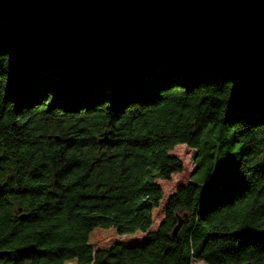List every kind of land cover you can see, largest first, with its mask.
I'll list each match as a JSON object with an SVG mask.
<instances>
[{
	"label": "trees",
	"instance_id": "16d2710c",
	"mask_svg": "<svg viewBox=\"0 0 264 264\" xmlns=\"http://www.w3.org/2000/svg\"><path fill=\"white\" fill-rule=\"evenodd\" d=\"M176 146L194 168L163 196ZM0 249L1 264H264V59L119 66L0 21Z\"/></svg>",
	"mask_w": 264,
	"mask_h": 264
},
{
	"label": "water",
	"instance_id": "95a60500",
	"mask_svg": "<svg viewBox=\"0 0 264 264\" xmlns=\"http://www.w3.org/2000/svg\"><path fill=\"white\" fill-rule=\"evenodd\" d=\"M0 21L49 25L77 45L106 51L119 66L264 59V0H0ZM6 254L0 249V258Z\"/></svg>",
	"mask_w": 264,
	"mask_h": 264
},
{
	"label": "rangeland",
	"instance_id": "374dc122",
	"mask_svg": "<svg viewBox=\"0 0 264 264\" xmlns=\"http://www.w3.org/2000/svg\"><path fill=\"white\" fill-rule=\"evenodd\" d=\"M171 152L180 159L182 168L179 172L172 173L168 181L159 182L163 196H165L168 192H170L175 184L187 182L194 168V164L192 163L193 152L190 149H188L185 146H176ZM163 202L164 199L161 200L158 207H156L152 211V227H155L157 222L162 217ZM191 264H202V263L193 262Z\"/></svg>",
	"mask_w": 264,
	"mask_h": 264
}]
</instances>
